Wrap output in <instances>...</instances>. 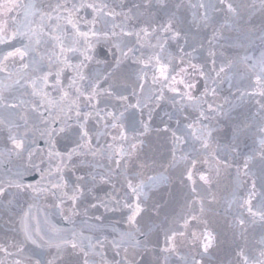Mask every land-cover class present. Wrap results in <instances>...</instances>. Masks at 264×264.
<instances>
[{
    "label": "snow or ice",
    "instance_id": "1",
    "mask_svg": "<svg viewBox=\"0 0 264 264\" xmlns=\"http://www.w3.org/2000/svg\"><path fill=\"white\" fill-rule=\"evenodd\" d=\"M13 8L0 14V163L26 164L0 178V226L14 233L0 264H212L227 233L229 264H264V0ZM225 81L226 102L254 111L233 119L217 103ZM163 104L172 111L156 124ZM37 130L46 168L33 159ZM59 139L74 146L58 151ZM30 170L43 183H25ZM49 199L69 227L34 211Z\"/></svg>",
    "mask_w": 264,
    "mask_h": 264
},
{
    "label": "water",
    "instance_id": "2",
    "mask_svg": "<svg viewBox=\"0 0 264 264\" xmlns=\"http://www.w3.org/2000/svg\"><path fill=\"white\" fill-rule=\"evenodd\" d=\"M17 2L28 3L29 0H0V14L15 16L17 14V12L14 8L12 9L11 12H9L8 10H9V8H11V6L14 3H17ZM34 2H36L37 6L39 7L41 5H46L50 2H54V0H34ZM20 19L21 20L23 19L22 14L20 16ZM30 19H32L34 21L32 23V27H36V23L38 22V17L30 18ZM257 22H258V18H257ZM0 47H3V46H0ZM100 50L103 51V48H101ZM236 51L237 50H235V49H230L226 52V55L234 56ZM239 51H240V54L242 55L243 50L241 49ZM168 52L173 54V55L176 54L177 49H176L175 44H172L168 48ZM254 52L256 55H259V48L257 47L256 49H254ZM249 54H251V53H249ZM110 58L111 57H109V59ZM74 62H75V58H74ZM193 62L194 63H200L201 61L198 58V59L194 60ZM243 72H244L243 67L239 66L236 70V76L234 77V80H233L234 83L236 81H239L242 86H243V84L247 83L246 80H240V76L243 74ZM67 75L68 74H66V76H65V83H67ZM202 91H203V81H199L197 83L196 89L193 91V94L198 96ZM231 91H234V88L230 89L229 83L227 81H225L221 85V90H220L218 98H217V103L223 104L225 106V108L230 111V114L233 117V119L238 117L241 112L247 113L249 108H251L254 111V108L251 105H247V106H243V107L242 106L231 107L225 100V98H227L228 101L233 100V97L230 94ZM53 95H55V94H53ZM209 99H211V97H209ZM165 111H172L170 104H163L162 107L157 110V114L154 115V123H156V124L159 123V121H160L161 117H163V114ZM185 111H186V113L192 112L193 117L196 115V113L193 112V110L191 108H186ZM163 118L167 119V117H163ZM213 123H215V122H213ZM172 126L175 127L174 122L172 123ZM221 127H223V125H221ZM5 138H6V133L3 131H0V150H3V147H4L3 142H4ZM34 139H35V144L33 145V147L36 149V155L33 157V159L36 161L37 164L40 165V168H46L47 167V160H46L47 145L45 143V138H42L40 135V132L37 130L35 132ZM251 143H252L251 140H249L248 144L251 145ZM70 146H74V145H69L66 140L59 139V142L57 143V150L58 151H65L66 147H70ZM41 150H43V153H41ZM41 159H44L45 162L40 163ZM25 164H26V159L25 160L13 159L10 162L0 163V178L7 177L8 175H11L12 173L16 172L17 170H22ZM8 169H10L11 172H9ZM231 180H232L231 175L224 174L221 177V187L222 188H228ZM24 182L25 183H31V184L43 183L41 181V174L38 170H30V171L26 172L24 174ZM21 203H23V202H21ZM50 204H51L50 199L48 201L41 200L37 203L34 211H39V213L41 214L42 220H43L44 216L46 215L48 221L51 224L56 225L57 227H65V228L69 227V225L65 224L63 219L56 213V210L52 207H49ZM24 207H27L26 203L24 204ZM217 220L219 221V223L216 222ZM79 222H80V218H77V225H79ZM212 227L215 228L218 232H220L222 227H223V220L221 218L217 217L216 220L213 221ZM13 235H14V233L8 231L6 229V227L0 226V242H4V241L10 239ZM227 236H228V243L227 244L224 243L223 235L221 236L220 247L215 250V253L212 257V264H229V262L232 260L231 248L234 247V244L231 243V234L227 233ZM255 238L256 239L259 238V233L256 234Z\"/></svg>",
    "mask_w": 264,
    "mask_h": 264
}]
</instances>
